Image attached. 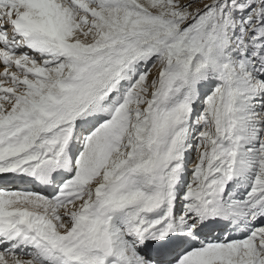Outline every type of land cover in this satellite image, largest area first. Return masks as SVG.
I'll use <instances>...</instances> for the list:
<instances>
[{
    "label": "snow or ice",
    "instance_id": "snow-or-ice-1",
    "mask_svg": "<svg viewBox=\"0 0 264 264\" xmlns=\"http://www.w3.org/2000/svg\"><path fill=\"white\" fill-rule=\"evenodd\" d=\"M0 264H264V0H0Z\"/></svg>",
    "mask_w": 264,
    "mask_h": 264
}]
</instances>
